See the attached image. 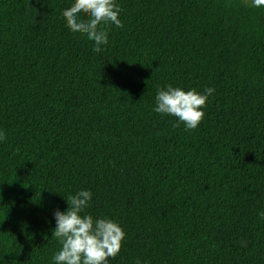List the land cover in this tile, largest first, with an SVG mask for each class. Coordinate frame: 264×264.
<instances>
[{"label":"trees","instance_id":"1","mask_svg":"<svg viewBox=\"0 0 264 264\" xmlns=\"http://www.w3.org/2000/svg\"><path fill=\"white\" fill-rule=\"evenodd\" d=\"M117 3L94 53L71 0H0V264H50L80 189L126 233L109 264H264V7ZM168 84L215 89L196 129L153 112Z\"/></svg>","mask_w":264,"mask_h":264},{"label":"clouds","instance_id":"2","mask_svg":"<svg viewBox=\"0 0 264 264\" xmlns=\"http://www.w3.org/2000/svg\"><path fill=\"white\" fill-rule=\"evenodd\" d=\"M251 6L264 7V0H251ZM120 12L117 0H71L61 15L69 31L86 35L92 42V51L100 53L102 46L109 42L104 26L122 27ZM214 91L211 87H205L201 92L168 84L157 89L152 110L160 115L173 116L177 124L193 130L204 119V108ZM4 138L0 130V142ZM63 197L66 209L56 208L52 214L55 226L51 238L58 242L59 248L52 254L50 264H109V258L119 254L126 239L121 225L112 218L94 217L85 212L93 200L90 189H80ZM258 217L264 220V211L258 212Z\"/></svg>","mask_w":264,"mask_h":264},{"label":"rangeland","instance_id":"3","mask_svg":"<svg viewBox=\"0 0 264 264\" xmlns=\"http://www.w3.org/2000/svg\"><path fill=\"white\" fill-rule=\"evenodd\" d=\"M244 1L251 2V0H244Z\"/></svg>","mask_w":264,"mask_h":264}]
</instances>
